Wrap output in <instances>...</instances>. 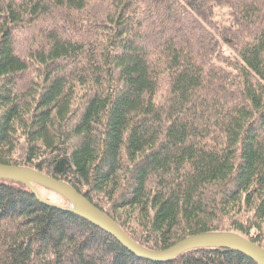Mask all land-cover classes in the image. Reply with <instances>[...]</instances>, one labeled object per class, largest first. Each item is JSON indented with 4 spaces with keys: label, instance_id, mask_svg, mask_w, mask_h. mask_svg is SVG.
<instances>
[{
    "label": "trees",
    "instance_id": "trees-1",
    "mask_svg": "<svg viewBox=\"0 0 264 264\" xmlns=\"http://www.w3.org/2000/svg\"><path fill=\"white\" fill-rule=\"evenodd\" d=\"M0 165L70 187L150 252L213 233L264 250V0H0ZM0 264L257 263L142 260L0 179Z\"/></svg>",
    "mask_w": 264,
    "mask_h": 264
},
{
    "label": "water",
    "instance_id": "water-1",
    "mask_svg": "<svg viewBox=\"0 0 264 264\" xmlns=\"http://www.w3.org/2000/svg\"><path fill=\"white\" fill-rule=\"evenodd\" d=\"M0 179L26 186L40 202L47 206L73 212L113 237L129 253L142 260L161 263L191 249L213 247L233 250L257 264H264V250L262 248L243 237L223 233L192 236L165 251L150 252L133 242L111 219L95 208L82 195L57 180L30 169L10 165H0ZM33 185H38L60 195L69 203V209L39 199Z\"/></svg>",
    "mask_w": 264,
    "mask_h": 264
},
{
    "label": "rangeland",
    "instance_id": "rangeland-1",
    "mask_svg": "<svg viewBox=\"0 0 264 264\" xmlns=\"http://www.w3.org/2000/svg\"><path fill=\"white\" fill-rule=\"evenodd\" d=\"M42 194L44 196H46L47 198H49L51 201H53L54 204H56V203L59 204L61 202L57 197H55L54 195H52L50 193L42 191Z\"/></svg>",
    "mask_w": 264,
    "mask_h": 264
}]
</instances>
